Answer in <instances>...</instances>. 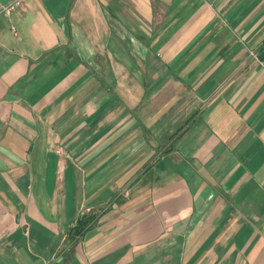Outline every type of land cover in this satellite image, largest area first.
Returning <instances> with one entry per match:
<instances>
[{
  "label": "crops",
  "instance_id": "obj_1",
  "mask_svg": "<svg viewBox=\"0 0 264 264\" xmlns=\"http://www.w3.org/2000/svg\"><path fill=\"white\" fill-rule=\"evenodd\" d=\"M21 4L0 264H264V0Z\"/></svg>",
  "mask_w": 264,
  "mask_h": 264
},
{
  "label": "built area",
  "instance_id": "obj_2",
  "mask_svg": "<svg viewBox=\"0 0 264 264\" xmlns=\"http://www.w3.org/2000/svg\"><path fill=\"white\" fill-rule=\"evenodd\" d=\"M21 0H14L9 3L0 6V17L9 18L18 8L21 7ZM11 33L16 37L18 34L16 32V28H11ZM81 214L85 215L89 210H81Z\"/></svg>",
  "mask_w": 264,
  "mask_h": 264
},
{
  "label": "trees",
  "instance_id": "obj_3",
  "mask_svg": "<svg viewBox=\"0 0 264 264\" xmlns=\"http://www.w3.org/2000/svg\"><path fill=\"white\" fill-rule=\"evenodd\" d=\"M87 222L80 220L74 229H71L70 231V237H80L82 233L87 229Z\"/></svg>",
  "mask_w": 264,
  "mask_h": 264
}]
</instances>
